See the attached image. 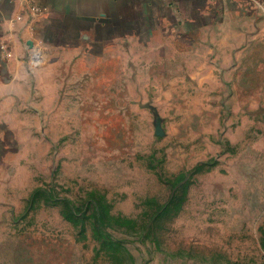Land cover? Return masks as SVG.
Returning <instances> with one entry per match:
<instances>
[{"label": "rangeland", "instance_id": "1", "mask_svg": "<svg viewBox=\"0 0 264 264\" xmlns=\"http://www.w3.org/2000/svg\"><path fill=\"white\" fill-rule=\"evenodd\" d=\"M190 42L32 78L0 169V264H264L263 61Z\"/></svg>", "mask_w": 264, "mask_h": 264}, {"label": "crops", "instance_id": "2", "mask_svg": "<svg viewBox=\"0 0 264 264\" xmlns=\"http://www.w3.org/2000/svg\"><path fill=\"white\" fill-rule=\"evenodd\" d=\"M180 37L197 39L205 53L229 51L264 67V0H0V46L12 53L6 58L0 49V169L12 156L8 143L20 130L32 78L82 51L163 46L165 53Z\"/></svg>", "mask_w": 264, "mask_h": 264}]
</instances>
